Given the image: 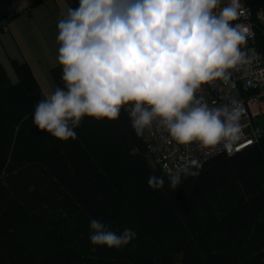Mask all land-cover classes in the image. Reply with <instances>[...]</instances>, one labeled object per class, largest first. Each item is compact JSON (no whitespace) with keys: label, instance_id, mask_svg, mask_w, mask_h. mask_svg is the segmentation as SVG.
Listing matches in <instances>:
<instances>
[{"label":"trees","instance_id":"16d2710c","mask_svg":"<svg viewBox=\"0 0 264 264\" xmlns=\"http://www.w3.org/2000/svg\"><path fill=\"white\" fill-rule=\"evenodd\" d=\"M246 5L264 59V0ZM16 71L12 84L0 67V264H264V133L180 173L173 189L124 109L114 121L85 117L76 139L60 141L34 126L45 97L26 64ZM152 175L163 187H149ZM92 219L136 237L94 246Z\"/></svg>","mask_w":264,"mask_h":264},{"label":"clouds","instance_id":"9594fccd","mask_svg":"<svg viewBox=\"0 0 264 264\" xmlns=\"http://www.w3.org/2000/svg\"><path fill=\"white\" fill-rule=\"evenodd\" d=\"M78 0L57 24L58 64L63 87L40 100L33 124L52 137L76 139L85 117L114 121L124 109L136 133L153 125L179 144L232 155L243 138L242 110L210 106L197 93L215 80L228 82L229 69L246 63L241 46L248 29L234 24L241 0ZM185 175L196 176L202 163L193 159ZM169 187L181 183L169 174ZM152 189L163 176L148 179ZM94 246L119 249L136 232L117 234L96 219L89 224Z\"/></svg>","mask_w":264,"mask_h":264},{"label":"built area","instance_id":"2783aa9c","mask_svg":"<svg viewBox=\"0 0 264 264\" xmlns=\"http://www.w3.org/2000/svg\"><path fill=\"white\" fill-rule=\"evenodd\" d=\"M74 2L78 6V0H74ZM251 17V9L244 5L239 18L233 21L234 24H241L248 29L247 42L241 46L247 62L229 69L231 75L227 83L223 80H215L203 85L197 93L198 96L202 95L210 106L222 104L232 106L235 102V106L242 110L240 124L243 138L234 153L255 144L260 135L264 133V128L259 127L256 122L257 116L264 114V59L251 45L255 37ZM258 17L264 21V15L260 13ZM253 104L258 108L256 113L252 112L251 106ZM140 135L145 144L150 163L160 168L167 177L169 174H180L184 172L185 168H192L190 162L193 159L203 162L225 152L223 150L201 149L198 143L179 144L166 129L156 125L146 128Z\"/></svg>","mask_w":264,"mask_h":264},{"label":"crops","instance_id":"0c3cea01","mask_svg":"<svg viewBox=\"0 0 264 264\" xmlns=\"http://www.w3.org/2000/svg\"><path fill=\"white\" fill-rule=\"evenodd\" d=\"M76 7L74 0H0V67L12 84L18 81L16 66L26 64L44 97L58 87L52 74L60 66L57 24Z\"/></svg>","mask_w":264,"mask_h":264},{"label":"rangeland","instance_id":"374dc122","mask_svg":"<svg viewBox=\"0 0 264 264\" xmlns=\"http://www.w3.org/2000/svg\"><path fill=\"white\" fill-rule=\"evenodd\" d=\"M252 112L256 113L258 111V108L255 104L251 106ZM256 122L259 125V127L264 128V114H260L256 118Z\"/></svg>","mask_w":264,"mask_h":264}]
</instances>
